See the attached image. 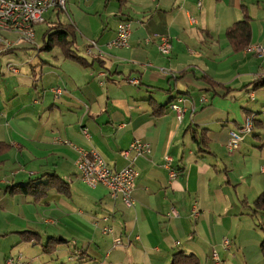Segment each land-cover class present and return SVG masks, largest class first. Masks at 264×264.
Masks as SVG:
<instances>
[{"label":"crops","instance_id":"crops-1","mask_svg":"<svg viewBox=\"0 0 264 264\" xmlns=\"http://www.w3.org/2000/svg\"><path fill=\"white\" fill-rule=\"evenodd\" d=\"M242 7L260 57L247 46L233 52L226 38ZM46 16L39 48L30 47L40 52L50 29L67 26L83 64L59 47L29 55L0 46V147L8 148L0 153V264H172L178 253L198 264H264V210L254 207L264 195V87L255 88L264 78V0H67L65 12ZM124 22L128 46L109 48ZM159 37L170 40L168 56ZM90 40L96 58L85 53ZM171 104L185 110L180 121ZM248 116L252 132L228 152L230 131ZM135 140L150 154L129 150ZM71 145L97 151L112 169L133 165L131 206L81 181ZM49 175L69 193L51 188L39 201L9 193Z\"/></svg>","mask_w":264,"mask_h":264},{"label":"built area","instance_id":"built-area-1","mask_svg":"<svg viewBox=\"0 0 264 264\" xmlns=\"http://www.w3.org/2000/svg\"><path fill=\"white\" fill-rule=\"evenodd\" d=\"M66 1L67 0H0V46H2V50H9L19 43H25L35 47V27L45 22V16L49 12H65ZM130 32L129 23H120L117 26L115 38L107 46L109 48L127 47ZM6 36H16V38L10 39ZM157 50L162 56H168L170 54L171 43L168 37H159L157 39ZM244 51L258 57L263 55V48L260 45H248ZM85 53L96 58L102 52L97 42L90 40L87 42ZM10 71L16 72L14 68H11ZM164 72L168 73L169 71L164 70ZM131 82L136 83L134 80ZM53 92L57 96L61 94L59 88H56ZM170 108L176 113L177 120L180 121L185 110L177 104H171ZM252 129L253 118L248 116L237 131H230L229 140L226 145L227 151L230 153L237 151L244 137L250 134ZM82 131L87 137L86 129ZM71 147L77 154L75 159L76 170L81 181L85 185L89 187L102 185L107 188L109 197L112 199L120 198L126 206H131V193L135 186V179L138 176L136 169L131 163L123 168L112 169L97 151H85L72 145ZM129 150L136 154L143 155H148L151 152L149 144L139 140L132 142ZM121 155L126 158L127 151L121 152ZM176 176L177 174L175 172H170L171 179ZM170 215L175 216L173 210ZM105 232H110V230L106 229ZM119 244L120 241L116 239L114 245L117 246ZM224 245H228L226 239H224ZM213 257H216L215 253ZM18 259H20V257ZM8 262L12 264V261L9 260Z\"/></svg>","mask_w":264,"mask_h":264},{"label":"trees","instance_id":"trees-1","mask_svg":"<svg viewBox=\"0 0 264 264\" xmlns=\"http://www.w3.org/2000/svg\"><path fill=\"white\" fill-rule=\"evenodd\" d=\"M225 35L233 49V52L235 53L242 51L246 46H248V44L250 43L251 28L250 18L245 7H242V20L227 29ZM73 41L74 34L69 27L56 25L44 35L40 52L50 51L54 47H59L62 51V54H64L65 58H69L83 64L82 60L77 57L74 52L71 51ZM7 51H10V49ZM209 83L211 86L217 87L216 84L211 82ZM258 87H264V78L260 79L257 82L255 88ZM151 107L155 114H160L162 107H157L153 103H151ZM193 140L196 141L199 146L203 145L205 142L204 138L202 137V134L198 139L196 138V136H193ZM7 149L8 148L5 146L0 147V153H5ZM51 188H54L58 193L64 195L69 193V188L66 183L60 180L56 175H49L47 177L46 183L44 184L36 183L35 181H30L25 185L14 186L9 188L8 190L10 194L29 195L34 198V201H39L46 195L47 191ZM254 207L257 209L264 210V195H262L254 202ZM21 235L27 239L26 241H31L38 237V235L28 232H23L21 233ZM260 251L264 259V240L260 245ZM171 263L198 264V261L192 255L186 256L184 254L178 253L173 256Z\"/></svg>","mask_w":264,"mask_h":264},{"label":"rangeland","instance_id":"rangeland-1","mask_svg":"<svg viewBox=\"0 0 264 264\" xmlns=\"http://www.w3.org/2000/svg\"><path fill=\"white\" fill-rule=\"evenodd\" d=\"M47 18V16H46ZM41 26L42 28L46 26L45 23L43 24H39L35 27V31L37 30L38 33H39V29H41ZM10 39H14L16 38V36H6ZM38 43V37H36V44ZM37 48H39L38 44H37ZM45 54V51H41V52H38L37 49L33 48V47H30L29 45L25 44V43H20L19 45H17L15 47L14 50L8 52V53H5V54ZM50 54H61L60 50L59 49H54ZM15 56V55H14Z\"/></svg>","mask_w":264,"mask_h":264}]
</instances>
